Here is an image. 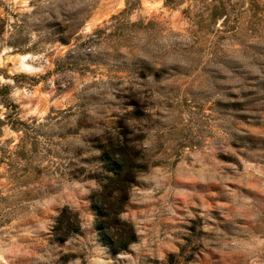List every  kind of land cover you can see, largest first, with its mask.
<instances>
[{"label": "clouds", "instance_id": "obj_1", "mask_svg": "<svg viewBox=\"0 0 264 264\" xmlns=\"http://www.w3.org/2000/svg\"><path fill=\"white\" fill-rule=\"evenodd\" d=\"M0 264H264V0H0Z\"/></svg>", "mask_w": 264, "mask_h": 264}]
</instances>
